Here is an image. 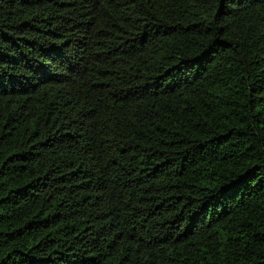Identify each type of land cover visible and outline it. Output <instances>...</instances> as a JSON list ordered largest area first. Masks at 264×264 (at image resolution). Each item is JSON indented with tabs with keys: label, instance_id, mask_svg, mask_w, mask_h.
<instances>
[{
	"label": "trees",
	"instance_id": "trees-1",
	"mask_svg": "<svg viewBox=\"0 0 264 264\" xmlns=\"http://www.w3.org/2000/svg\"><path fill=\"white\" fill-rule=\"evenodd\" d=\"M0 264H264V0H0Z\"/></svg>",
	"mask_w": 264,
	"mask_h": 264
}]
</instances>
